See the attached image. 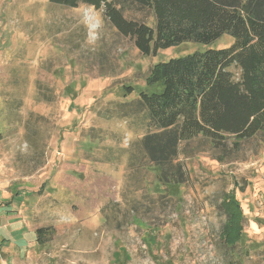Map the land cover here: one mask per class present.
<instances>
[{
    "label": "rangeland",
    "instance_id": "374dc122",
    "mask_svg": "<svg viewBox=\"0 0 264 264\" xmlns=\"http://www.w3.org/2000/svg\"><path fill=\"white\" fill-rule=\"evenodd\" d=\"M234 43L143 56L102 11L0 0V264H264V141L245 145L246 161L181 157L187 184L165 186L139 147L145 116L119 118L156 63ZM230 192L246 218L235 248L221 239ZM15 211L27 232L9 222ZM39 228L50 229L43 245Z\"/></svg>",
    "mask_w": 264,
    "mask_h": 264
},
{
    "label": "trees",
    "instance_id": "16d2710c",
    "mask_svg": "<svg viewBox=\"0 0 264 264\" xmlns=\"http://www.w3.org/2000/svg\"><path fill=\"white\" fill-rule=\"evenodd\" d=\"M50 2L102 11L105 21L133 41L143 56L184 42L210 44L225 34L235 39L231 48L156 63L145 77L147 89L120 103L119 118L145 116L148 132L138 143L161 184H187L181 157L207 154L220 163L246 161L245 145L264 141V0ZM132 7L150 12L154 23L128 18L125 9ZM124 92L128 98L135 90L125 85ZM221 208L227 220L221 239L228 248L242 245L246 218L234 192L225 196ZM49 232L36 230L39 245Z\"/></svg>",
    "mask_w": 264,
    "mask_h": 264
},
{
    "label": "crops",
    "instance_id": "0c3cea01",
    "mask_svg": "<svg viewBox=\"0 0 264 264\" xmlns=\"http://www.w3.org/2000/svg\"><path fill=\"white\" fill-rule=\"evenodd\" d=\"M1 193V192H0ZM3 195H5V192L2 193ZM1 201L0 200V208L6 203V201L8 199H5L4 196H2ZM16 212V215H14V217H9V222L11 223L12 226H17L19 227V229L22 231V232H27V226H26V221L24 220V216L22 215V213H20L19 211H15ZM30 231H33V230H30ZM3 241V240H2ZM10 256V255H9Z\"/></svg>",
    "mask_w": 264,
    "mask_h": 264
}]
</instances>
